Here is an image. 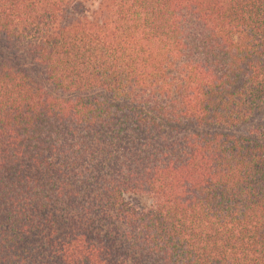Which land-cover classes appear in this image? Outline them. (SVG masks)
<instances>
[{
	"label": "trees",
	"instance_id": "trees-1",
	"mask_svg": "<svg viewBox=\"0 0 264 264\" xmlns=\"http://www.w3.org/2000/svg\"><path fill=\"white\" fill-rule=\"evenodd\" d=\"M264 0H0V264H264Z\"/></svg>",
	"mask_w": 264,
	"mask_h": 264
},
{
	"label": "rangeland",
	"instance_id": "rangeland-1",
	"mask_svg": "<svg viewBox=\"0 0 264 264\" xmlns=\"http://www.w3.org/2000/svg\"><path fill=\"white\" fill-rule=\"evenodd\" d=\"M264 114V113H263Z\"/></svg>",
	"mask_w": 264,
	"mask_h": 264
}]
</instances>
